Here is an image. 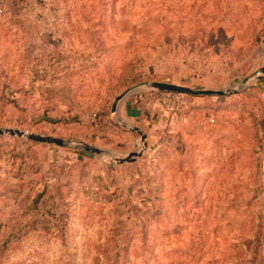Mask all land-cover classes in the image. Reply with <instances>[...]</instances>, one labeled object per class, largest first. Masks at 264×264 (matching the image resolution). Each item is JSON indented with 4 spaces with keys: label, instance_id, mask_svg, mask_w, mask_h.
I'll list each match as a JSON object with an SVG mask.
<instances>
[{
    "label": "rangeland",
    "instance_id": "1",
    "mask_svg": "<svg viewBox=\"0 0 264 264\" xmlns=\"http://www.w3.org/2000/svg\"><path fill=\"white\" fill-rule=\"evenodd\" d=\"M263 68L264 0H0V264H264Z\"/></svg>",
    "mask_w": 264,
    "mask_h": 264
},
{
    "label": "water",
    "instance_id": "2",
    "mask_svg": "<svg viewBox=\"0 0 264 264\" xmlns=\"http://www.w3.org/2000/svg\"><path fill=\"white\" fill-rule=\"evenodd\" d=\"M262 73H264V68L261 70ZM152 88L161 91V92H168V93H177V94H191V95H220L222 94V92H213V91H193L191 89H188L186 87H181V86H177V85H172V84H166V83H153ZM3 134H8L10 136H16V137H26L27 139L30 140H34L37 142H46V143H50V144H54V145H58L61 146L64 144V142L60 139H56V138H52V137H43V136H36V135H26L23 132H20L18 130H11V129H0V135ZM82 148L87 151V152H91V153H95V154H101L102 151L94 148V147H90L87 145H82ZM132 156H134V154H132ZM119 162H123V161H119Z\"/></svg>",
    "mask_w": 264,
    "mask_h": 264
},
{
    "label": "crops",
    "instance_id": "3",
    "mask_svg": "<svg viewBox=\"0 0 264 264\" xmlns=\"http://www.w3.org/2000/svg\"><path fill=\"white\" fill-rule=\"evenodd\" d=\"M129 112H130L129 107L122 106L119 111V116L124 119H130L131 117L129 116L130 115Z\"/></svg>",
    "mask_w": 264,
    "mask_h": 264
},
{
    "label": "built area",
    "instance_id": "4",
    "mask_svg": "<svg viewBox=\"0 0 264 264\" xmlns=\"http://www.w3.org/2000/svg\"><path fill=\"white\" fill-rule=\"evenodd\" d=\"M93 121L95 122V124H98V121H100V119H99V118L96 119V118L94 117Z\"/></svg>",
    "mask_w": 264,
    "mask_h": 264
}]
</instances>
